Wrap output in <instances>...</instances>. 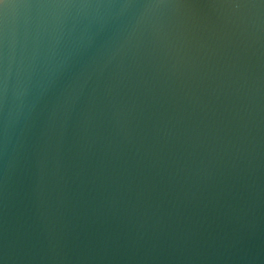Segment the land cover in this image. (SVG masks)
Masks as SVG:
<instances>
[{"label": "water", "instance_id": "obj_1", "mask_svg": "<svg viewBox=\"0 0 264 264\" xmlns=\"http://www.w3.org/2000/svg\"><path fill=\"white\" fill-rule=\"evenodd\" d=\"M0 264H264V0H12Z\"/></svg>", "mask_w": 264, "mask_h": 264}, {"label": "snow or ice", "instance_id": "obj_2", "mask_svg": "<svg viewBox=\"0 0 264 264\" xmlns=\"http://www.w3.org/2000/svg\"><path fill=\"white\" fill-rule=\"evenodd\" d=\"M12 0H0V12L11 6Z\"/></svg>", "mask_w": 264, "mask_h": 264}]
</instances>
